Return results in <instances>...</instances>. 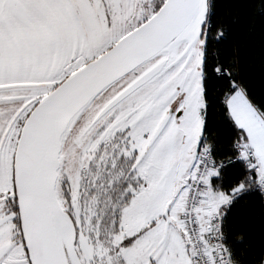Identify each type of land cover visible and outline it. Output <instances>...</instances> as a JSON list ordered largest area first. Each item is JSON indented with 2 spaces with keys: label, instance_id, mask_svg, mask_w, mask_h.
Masks as SVG:
<instances>
[{
  "label": "snow or ice",
  "instance_id": "6c2138e0",
  "mask_svg": "<svg viewBox=\"0 0 264 264\" xmlns=\"http://www.w3.org/2000/svg\"><path fill=\"white\" fill-rule=\"evenodd\" d=\"M0 264H264V0H0Z\"/></svg>",
  "mask_w": 264,
  "mask_h": 264
}]
</instances>
